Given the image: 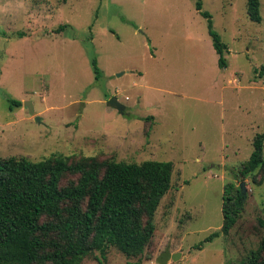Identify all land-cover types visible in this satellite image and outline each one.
I'll return each mask as SVG.
<instances>
[{
	"label": "rangeland",
	"instance_id": "374dc122",
	"mask_svg": "<svg viewBox=\"0 0 264 264\" xmlns=\"http://www.w3.org/2000/svg\"><path fill=\"white\" fill-rule=\"evenodd\" d=\"M201 1L226 68L193 0H0V158L173 163L144 255L110 248L78 264H158L167 248L180 254L169 264H241L264 242L262 172L240 175L264 132V0L261 23L248 0ZM9 100L23 105L11 111ZM243 182L238 222L206 242L222 231L226 186Z\"/></svg>",
	"mask_w": 264,
	"mask_h": 264
},
{
	"label": "trees",
	"instance_id": "16d2710c",
	"mask_svg": "<svg viewBox=\"0 0 264 264\" xmlns=\"http://www.w3.org/2000/svg\"><path fill=\"white\" fill-rule=\"evenodd\" d=\"M193 1L209 20L219 65L226 68L228 46L214 30L202 1ZM248 16L262 22L261 0H248ZM93 65L99 81L101 72L96 61ZM257 73L264 77V67ZM9 102L11 111L23 105ZM253 147L240 175L246 178L259 171L264 178V132L255 137ZM172 175V162L155 160L137 164L64 155L38 162L0 158V264H78L95 252L106 259L110 248L129 259L142 257L155 237L156 213L172 188ZM68 176L77 181L62 187ZM233 190V185L225 188L222 231L206 242L229 235L238 222L246 197L241 185L236 193ZM241 264H264V242Z\"/></svg>",
	"mask_w": 264,
	"mask_h": 264
},
{
	"label": "water",
	"instance_id": "95a60500",
	"mask_svg": "<svg viewBox=\"0 0 264 264\" xmlns=\"http://www.w3.org/2000/svg\"><path fill=\"white\" fill-rule=\"evenodd\" d=\"M25 106L30 110V113L32 116L35 115L34 107L30 102H26ZM108 106L111 108H114L118 110L121 114H125L126 107L118 101V98L114 97L108 102ZM35 121L37 123H41V117L37 116L35 117ZM242 188V195H245L246 197V184L243 182L241 183ZM180 258V254H172L170 251V248H167L164 253L161 254V256L158 258L157 263L158 264H169L172 260L177 261Z\"/></svg>",
	"mask_w": 264,
	"mask_h": 264
}]
</instances>
